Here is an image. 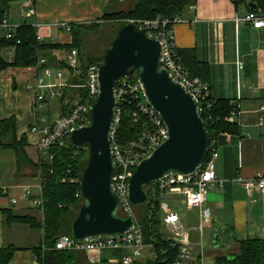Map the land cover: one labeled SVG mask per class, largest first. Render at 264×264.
Returning a JSON list of instances; mask_svg holds the SVG:
<instances>
[{
    "label": "crops",
    "instance_id": "crops-1",
    "mask_svg": "<svg viewBox=\"0 0 264 264\" xmlns=\"http://www.w3.org/2000/svg\"><path fill=\"white\" fill-rule=\"evenodd\" d=\"M115 1L34 0L35 13L29 15L27 1L20 0L14 1L17 4L15 7L14 2L10 4L4 18L15 25L23 21L30 24L37 22L39 25L34 29L40 41L65 45L72 43V33L53 24L61 21L73 25L104 22V15L111 13L109 9ZM119 1L121 5L126 4V8H131L135 3V0H126V3L125 0ZM250 3L240 2L236 5L234 0H194L181 14L183 21L173 25L177 47L182 51H193L196 59L208 67L209 72H205V77L212 98L228 99L239 106L240 112L239 122L236 123L240 126V132H225L229 136L224 134L225 138L219 144L220 153L215 160L218 181L209 187L204 205L211 211L210 220L205 221L213 224L212 239L216 232L219 233L209 245L213 244L211 247L216 250L206 255L201 239L205 232L203 225L185 222L179 211L169 204L180 216L193 246L202 247L201 257L192 264H224L217 258L237 254L241 241L250 237L264 238V191L249 193L239 179L250 178L264 171V109L261 110L264 106V27L255 28L250 22L237 19L250 12L249 6L253 8ZM256 9L264 14V7ZM0 34H5L2 28ZM68 53L64 49L55 51L56 56L64 59L65 63ZM2 54L10 61L15 55V48H5ZM238 62L242 63V67ZM46 69L65 68H43L38 64L10 66L0 75V117L16 119L17 135L20 139L26 137L25 148L29 158L28 163L19 166L16 151L10 147H0V248L7 245L19 247L9 264H40L33 248L41 243L42 230L21 222L7 221L5 210L23 216L39 217L43 213L31 200L43 194L37 169L40 134L32 128L38 124L52 123L62 114L59 96L44 100L38 112L34 107L36 82ZM68 72H64L66 81ZM55 80L59 81L57 77ZM60 91L62 93L63 88ZM261 118L263 123L260 122ZM14 198L17 199L16 203L13 202ZM197 211L201 219V208H197ZM135 219L140 222L137 215ZM201 225L202 230L199 229ZM163 226L169 236L168 228L164 223ZM198 231L200 239H196ZM117 251H120L119 255L115 254ZM149 251L146 248V256L135 262L143 264L144 259H149ZM122 255V250H108L101 256V261L95 263L107 260L109 264H123ZM89 259L92 262L90 256Z\"/></svg>",
    "mask_w": 264,
    "mask_h": 264
},
{
    "label": "built area",
    "instance_id": "built-area-1",
    "mask_svg": "<svg viewBox=\"0 0 264 264\" xmlns=\"http://www.w3.org/2000/svg\"><path fill=\"white\" fill-rule=\"evenodd\" d=\"M26 1L28 14H34V0ZM237 19L248 21L255 28L264 27V14L258 10L250 11L245 17H237ZM181 21H183L181 16H158L151 19L131 18L128 22L135 23L141 28H147L148 33L160 41L162 46V65L177 82L193 94L198 102L200 115H204L210 119L212 117L211 108L214 100L210 93L209 83L192 75L191 71L184 64L182 55L179 53L176 45L173 25ZM32 25L33 27H37L39 24L34 22ZM53 25L69 33L72 30V24L66 21H61ZM17 26L11 24L6 18H3L0 22V28L4 30L8 38L14 36V31ZM66 62L68 67L73 71L72 74L74 76L80 75L81 61L77 49L74 48L69 51ZM46 63L47 59L41 58L38 65ZM101 63L102 61H95L87 66L85 72L86 83L84 86L88 88V96L85 102L76 103L70 108L68 113L56 118L52 123L45 125L38 124L32 128L33 131L40 134L37 142V148L40 154V166L44 156H47L49 159L53 158L49 152L51 147L57 145L63 146L66 137L72 131L90 121L91 104L99 94L98 71ZM238 65L242 67L241 62H238ZM65 70L68 72L66 68L58 70L46 69L44 74L38 77L34 105L37 112L42 107L46 95H49L51 98H56L61 95L60 89L68 85L64 79ZM55 77L59 81H56ZM47 90H49L48 93ZM115 97L116 104L109 133L111 151L114 159L112 184L121 200L119 208L120 214L124 216L132 215L135 220V225L125 233L85 239L82 243H76L71 235L65 234L58 238L55 247L61 250H83L87 252L93 263L100 262L101 256L108 250H122V263L131 264L146 256V248L150 249L149 255L152 258L156 259L158 254L153 244L144 241L143 228L140 222L135 219V208L129 198V181L139 163L144 158L150 156L154 150L169 138V129L161 114L147 100L143 84L137 72H131L128 76L117 81ZM131 105H133V109L131 110L133 121L136 123L142 122V130L136 138L122 142L118 137L119 126L122 115L126 112V107ZM238 107L237 105L236 109L226 117L227 121L232 123L239 122L240 112L238 111ZM263 109L264 106L261 107V110ZM260 122L263 123V118L260 119ZM224 134L229 136L228 133ZM218 148V139L211 140L207 159L195 171L189 174L169 173L152 184V196L158 195L160 198L162 221L168 228V238L171 244L178 248L177 257L170 264H192L194 246L189 237L188 230L181 223L180 216L171 209L165 198L174 197L175 199L179 196L178 198L189 209L201 208V219L203 218L206 221L210 220V208H204V205L207 201L209 187L218 181L215 163L216 158L219 156ZM38 171H40V168ZM239 179L249 193L255 190L264 191V171L258 172L250 178L239 177ZM219 182L220 184L223 183L222 181ZM31 200L34 205L43 210V194L38 197H32ZM13 202L16 203L17 199L14 198ZM199 229L202 230V225Z\"/></svg>",
    "mask_w": 264,
    "mask_h": 264
},
{
    "label": "trees",
    "instance_id": "trees-1",
    "mask_svg": "<svg viewBox=\"0 0 264 264\" xmlns=\"http://www.w3.org/2000/svg\"><path fill=\"white\" fill-rule=\"evenodd\" d=\"M14 1L20 0H0V22L9 10L10 4ZM191 2H194V0H135L133 6L128 10L106 13L104 19L109 20L120 17L151 19L158 16H181ZM234 2L236 5L240 2H251V4H256L257 8L264 7V0H234ZM249 9L250 11L257 10L250 6ZM126 23L123 22L120 27ZM98 26V22L72 24L73 41L70 44L62 45L40 41L32 24L23 21L15 28L13 37L8 38L5 34H0V75L4 69L10 66H36L41 58L47 59V63L41 65L43 68H67L69 71L68 85L62 87L63 92L58 97L62 109L60 116L65 115L73 105L85 102L87 99L88 88L84 86L87 66L92 62L103 60L104 53L100 56H86L83 52L85 32H89ZM8 47L15 48V55L10 61L2 54L3 49ZM74 48L78 50L81 61V73L76 76L72 74L73 71L65 63V60L59 59L55 54L58 49L71 51ZM178 50L192 75L195 77L199 75L198 77L207 82L205 72L208 73L209 69L206 64L198 61L193 51H182L179 48ZM70 92H73L74 96H70ZM48 98H50L49 95H46L45 100H48ZM236 107L237 104L231 103L228 99H218L214 100L211 108L212 117L208 119L202 115L212 141L218 139V143L221 144L222 139L225 138L223 136L225 132L233 134L240 132L238 124L226 120V117ZM132 109L133 105L127 106L126 112L122 115L118 131V137L122 142L136 138L142 130V122L136 123L133 121ZM89 118H91V114ZM26 145L27 139L25 136H22L21 139L18 138L16 119L14 117L6 119L0 117V147L13 148L16 151L19 166L29 162ZM49 152L53 158L49 159L47 157L42 161L41 166L37 165V169L40 168L39 175L43 187V213L39 217L33 215L23 216L5 210L6 219L9 222H21L42 230V241L33 248L37 253L40 264H97L91 262L87 252L83 250H61L55 247L59 237L72 234V222L83 203L80 195V180L89 151L86 149V145L74 147L68 136L63 146H53ZM152 186L147 187L149 198L145 203V210H142L143 218L140 219V224L144 232V241L153 244L158 254L157 258L154 259V263L170 264L177 257L178 248L171 244L167 236L162 221L160 198L158 195L152 196ZM18 249L19 247L12 245L0 248V264H9L14 252ZM115 254L119 255L120 251ZM217 261L224 264H264V238L250 237L243 240L237 254H233L231 257L217 258ZM100 264L109 263L104 260Z\"/></svg>",
    "mask_w": 264,
    "mask_h": 264
},
{
    "label": "water",
    "instance_id": "water-1",
    "mask_svg": "<svg viewBox=\"0 0 264 264\" xmlns=\"http://www.w3.org/2000/svg\"><path fill=\"white\" fill-rule=\"evenodd\" d=\"M251 6L257 8L256 4ZM161 59L160 41L147 28L132 22L122 25L105 49L98 71L99 94L90 108L91 119L69 135L74 147L86 145L89 151L80 180L83 203L72 222L71 236L76 243L125 233L135 225L132 215L120 214L121 200L112 184L114 159L109 133L116 104L115 88L123 77L137 71L147 100L169 129V138L139 163L130 178L129 198L134 206L147 202L148 186L169 173L189 174L208 157L211 139L198 102L170 75ZM218 236L216 232L212 242Z\"/></svg>",
    "mask_w": 264,
    "mask_h": 264
},
{
    "label": "rangeland",
    "instance_id": "rangeland-1",
    "mask_svg": "<svg viewBox=\"0 0 264 264\" xmlns=\"http://www.w3.org/2000/svg\"><path fill=\"white\" fill-rule=\"evenodd\" d=\"M18 2V1H16ZM124 3V2H123ZM126 3V0H125ZM128 5V4H127ZM17 6V4L14 2L13 7ZM126 4L121 5V2L119 0H116L111 6L109 11L111 13L116 12V11H126L129 8L125 7ZM128 7V6H127ZM131 18H126V17H120L116 19H109L104 22H100L98 27H95L94 29L90 30L89 32H85L84 34V46H83V52L85 55H92V56H100L103 55L107 45L111 41V39L115 36L117 29L120 27V25L123 22H128ZM81 68V64H80ZM70 96H74L73 92H70ZM86 149L88 150V147L86 146ZM220 153V150H219ZM165 197V196H164ZM179 196H177L175 199H179ZM166 201L171 205L172 208L175 210L179 211L185 222L188 223H194L196 225L202 224L204 227V235L203 238V245H204V253L206 255L210 254L212 251H215V248H212L210 245V241L212 239V223H206L205 220H202L198 216V211L197 208L191 210H188L189 208L183 204L181 201H177L174 199V197H166ZM181 202V203H180ZM136 215L139 219L142 220L143 218V213L142 210H145V204H142L141 206H136ZM200 232H196V239L199 238ZM201 236V234H200ZM202 250V247L195 246L194 247V253H193V259L192 262H196L200 257V251ZM149 259H144L142 262L143 264H155L154 263V258H152L150 255ZM133 264H140L139 262H135Z\"/></svg>",
    "mask_w": 264,
    "mask_h": 264
}]
</instances>
